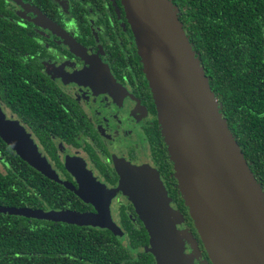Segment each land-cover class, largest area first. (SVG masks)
<instances>
[{
    "label": "flooded vegetation",
    "instance_id": "obj_1",
    "mask_svg": "<svg viewBox=\"0 0 264 264\" xmlns=\"http://www.w3.org/2000/svg\"><path fill=\"white\" fill-rule=\"evenodd\" d=\"M0 110L57 175L54 181L40 174L0 138V172L16 167L18 179L32 183L25 208L96 213L75 193H95V185L78 183L66 168L80 162L115 192L105 195L122 233L113 236L131 246L136 235L128 232L143 231V252L155 264L145 251L144 224L119 188L123 170L147 169L164 187L171 228L189 262L212 264L179 191L121 0H0Z\"/></svg>",
    "mask_w": 264,
    "mask_h": 264
},
{
    "label": "water",
    "instance_id": "obj_2",
    "mask_svg": "<svg viewBox=\"0 0 264 264\" xmlns=\"http://www.w3.org/2000/svg\"><path fill=\"white\" fill-rule=\"evenodd\" d=\"M121 4L151 88L179 191L212 264H264V191L222 116L178 19L177 6L171 0H121ZM0 138L31 168L57 181L33 141L8 123L1 110ZM66 168L78 183L90 180L95 185V193L83 188L75 193L94 205L96 213L0 206V214L98 227L120 238L105 199L115 192L96 181L80 162L70 161ZM121 174L119 188L144 224L149 244L145 251L155 264H192L179 233L171 228L166 193L157 176L147 169Z\"/></svg>",
    "mask_w": 264,
    "mask_h": 264
},
{
    "label": "trees",
    "instance_id": "obj_3",
    "mask_svg": "<svg viewBox=\"0 0 264 264\" xmlns=\"http://www.w3.org/2000/svg\"><path fill=\"white\" fill-rule=\"evenodd\" d=\"M222 116L264 191V0H171ZM24 170H32L25 167ZM0 172V206H30L31 184ZM108 230L0 214V264H150ZM136 254L137 258L133 255Z\"/></svg>",
    "mask_w": 264,
    "mask_h": 264
}]
</instances>
